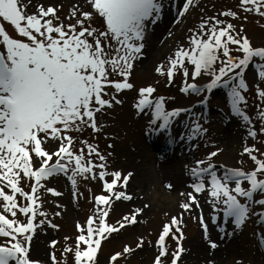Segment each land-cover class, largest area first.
I'll return each instance as SVG.
<instances>
[{
  "label": "snow or ice",
  "instance_id": "6c2138e0",
  "mask_svg": "<svg viewBox=\"0 0 264 264\" xmlns=\"http://www.w3.org/2000/svg\"><path fill=\"white\" fill-rule=\"evenodd\" d=\"M63 6V3L33 0H0L3 21L0 22V237L6 238L0 243V264H42L31 256L36 230L46 225L59 228L42 210V195L45 192L62 195L55 187H47L45 181L49 178L61 174L67 177L74 198L78 193V177L99 178L104 182V192L93 197V215L86 226L77 222L79 234L74 246L63 250L65 256L73 255V264H100L98 253L102 240L135 225L138 215L148 207L135 208L115 223L108 222L114 200L133 198L126 191L133 173L109 172L106 155L97 144L82 136L88 128L99 133L102 125L98 114L122 104L120 93L137 88L130 78L137 60L145 55L150 28L164 15L165 2L73 0L62 18L59 12ZM30 7L35 11L29 12ZM194 7H198V0H183L176 10L175 23H180ZM249 13L264 19V0H239L237 10L229 8L202 17L198 28L189 29L188 46L178 45L167 57L166 65L160 63L155 68L169 86L177 75L182 76L179 90L200 97L196 101L200 113L193 107L168 108V100L175 98L154 95L157 88L153 84L138 88L134 108L138 115L151 114L148 123L151 134L167 135L171 146L206 133L207 128L200 120L207 115L214 91L221 88L226 92L231 113L246 122L250 126L248 136L257 139L258 131L246 111L250 86L245 75L250 66L257 74L259 82L254 83L255 99L259 101L257 117L264 125L261 83L264 82V46H253L243 24L237 26L228 19L247 20ZM4 22L12 26L14 35ZM168 34L171 36L172 32ZM202 76L208 78L206 82H197ZM182 114L188 118L184 125L187 131L177 137L172 134V127ZM259 134H264V126L259 128ZM220 151L217 148L209 152L207 159L196 160L190 169L194 180L190 185L192 191L180 193L186 196L180 204L183 211L164 224L155 241L159 251L153 264H168L169 258L170 264H178L185 251L180 244L184 238L183 217L193 208L200 210L199 221L207 238L209 226L199 194H207L213 211L212 223L226 236L233 234L227 231L229 222L234 229H240L251 215H256L264 223V178H261L264 149L255 143L243 148L255 165L249 171L217 166L213 158ZM109 176L111 179H107ZM24 182L29 184L30 191L22 186ZM167 187L171 189L172 185ZM18 214L25 219L20 220ZM170 234L177 241L176 249L171 252L166 243ZM69 239L65 237V241ZM145 243L143 236L138 237L136 248H142ZM147 243L151 245L152 241ZM261 243L264 244V234ZM56 244V240L50 241V247ZM209 244L212 249L218 247L214 241ZM134 251L125 245L110 257L109 264H116L118 258ZM50 259L52 264H59L55 252L50 254Z\"/></svg>",
  "mask_w": 264,
  "mask_h": 264
},
{
  "label": "rangeland",
  "instance_id": "374dc122",
  "mask_svg": "<svg viewBox=\"0 0 264 264\" xmlns=\"http://www.w3.org/2000/svg\"><path fill=\"white\" fill-rule=\"evenodd\" d=\"M34 3H63V8L59 12V15L63 18L68 13V9L73 2V0H61V1H46V0H33ZM166 2V7L164 11L163 18L167 19L169 15V6L172 5L171 2L164 0ZM239 5V0H198V7L190 8L189 12L186 13L185 17L182 18L179 30V34L173 36L171 45L168 46V51L166 52L165 57L162 59H155L147 72H140V67L144 63V60L141 62H136L134 71L131 76V81L137 86L136 89L126 90L120 93V98L123 100L122 104H116L111 109H106L105 112L98 114V122L102 125V129L99 133H92L90 128L86 129L82 138H86L91 143H95L99 146V149L107 157L108 170L111 171H121L126 174L131 172L130 167L127 166V160L123 152H121V145H126L127 150L131 153H135V143L136 141H141L148 138L149 134H144L140 126V121L144 118H151V114L146 112L144 114L137 115L136 109L134 108V103L137 99V90L139 87L147 86L153 84L157 88V92L154 95H164L165 97H174L175 99H169L167 107H187L191 106L193 103L200 98L197 97H180L181 95L177 94V87L182 81L178 78L182 76L177 75L176 81L177 84L168 85L166 78L160 76L156 73L155 68L158 64L167 63V57L172 55L174 50L178 45L188 46V37L191 35L189 29H196L199 26L202 17H210L217 15L219 12L226 9L237 10ZM168 9V10H167ZM29 12L35 11V8L30 7ZM243 15V13H241ZM248 19H231L232 23L237 26L243 24L246 35L250 38L253 46H264V19H261L253 13H249ZM173 20H176V14L173 15ZM160 21L159 25H155L153 30L156 32L160 27L163 26V21ZM173 20L172 26L173 25ZM175 22V21H174ZM7 30L10 34H15L12 26L8 25L5 22ZM165 30V29H164ZM160 31L162 39L160 42L164 41L167 33ZM159 35V36H160ZM151 36V35H150ZM149 36V37H150ZM158 38L156 39H159ZM253 68H250L246 71L245 79L249 83V92L248 96V105L246 111L252 118V126H254L258 131V137L255 140V144L264 149V134H259V128L262 125V122L258 119L256 105L259 103L255 99V87L254 83L259 82L257 79L250 76ZM158 81V83H157ZM203 83V81L201 82ZM264 86V82H261ZM225 99L222 95V91L215 90L213 93V99L211 104L208 106V118L213 119V126L207 125V132L204 135L194 139L192 143V148L189 153V157L192 160L196 161L198 159H207L209 152L216 150L217 148L221 149L216 157L213 158V162L220 163L228 167H240L245 169L252 168L254 163L247 158V154L243 153V148L245 146H250L254 142L248 136V125L246 122H243L242 125L239 123L241 120L236 119L231 116L228 111ZM194 108V107H193ZM200 113V111H195ZM227 117V119H225ZM207 118V119H208ZM201 119H205L202 117ZM206 123V121H205ZM231 124H235L236 128H239L242 131V136L236 146L235 155H229L228 149L221 146L224 142L225 136L222 135L221 131L225 126L232 128ZM213 128V130H212ZM225 131V130H224ZM76 135V133H74ZM124 139H130L133 144L127 146L126 142H123ZM111 144L112 147H108ZM80 145H77L79 148ZM182 150V149H181ZM180 150V151H181ZM146 154L151 155L153 158L157 157V152L153 150L151 145H146L145 149ZM112 153V155H108ZM264 178V177H261ZM111 179V177H107ZM130 180L127 184L126 191L132 195L133 192H136L134 188L130 185ZM101 180L99 178L93 180L91 177L88 179H82L78 177V193L77 196L73 197V188L71 182L64 175L55 176L49 178L45 181L47 187H55L57 191L62 193L60 196H54L50 193H43L42 199L44 200L43 209L48 213V219L52 220L53 223L59 225L58 229H53L51 226L38 227L34 235L32 245H31V256L34 259L40 260L42 264H52L50 259V254L55 252L57 261L59 264H73V255L68 253L66 256L64 254V248L73 245L75 243V237L79 234L77 229V222L81 225L86 226V221L89 216H92L95 211V201L93 197L104 192L103 186H101ZM24 187L29 186L27 182H24ZM30 190V187H29ZM122 190V189H118ZM43 192V190H41ZM192 191V188H191ZM106 194V193H105ZM198 198L200 204H202L203 215L205 221L208 223L209 230L207 238H205L204 230L199 221L200 210L192 211L191 213H185L183 217V224L181 225L184 238L180 241L181 246L185 251L181 254V258L178 261V264H197L193 263L189 258L185 256L188 248V243L196 238L203 239L204 247L207 249L210 247L209 241H214L217 243V237L222 240L224 247L233 246L238 253L237 257H234L233 264H237V261H240V264H264V261L256 263L255 261H247V257L253 258L256 252L263 256L264 252H261L256 246V239L261 238V234H264V224L263 227L256 226L257 216L251 215L250 218L246 221L240 229H234V226L228 227L227 231L233 233L232 235L226 236L218 230L216 224L212 223V207L207 202V194H199ZM21 199V198H19ZM59 205V207H58ZM259 207V206H258ZM139 208L135 204H131L128 200H114L112 202L111 209L109 210V216L107 220L109 223H115L120 220L125 214H129ZM177 209L175 212L171 213L170 211H164L159 207L150 206L149 209L143 211L138 215V222L133 226H126L118 233H113L108 239L102 240L101 249L98 253L100 264H109L110 257L116 253L123 250L125 245L130 246L135 249L131 255H127L121 258H118L116 264H153L154 257L158 254V247L155 244L161 229H163L164 224L168 223L172 216H179L183 211L180 208L178 203ZM71 211L70 217L67 216L68 212ZM255 211V209H254ZM56 212H60L61 215H55ZM195 217V218H194ZM19 218V214H18ZM20 220H24L25 217H20ZM39 219V217H38ZM179 235V233H177ZM69 237L68 241H65V237ZM143 236L146 243L140 249L136 248L138 237ZM56 240L57 244L55 247H50V241ZM4 241L3 238H0V243ZM147 241H152V244L149 245ZM38 243L41 247L40 256L32 254V248ZM170 252L176 249L177 241L172 238L167 239L166 241ZM218 245V244H217ZM256 251V252H255ZM215 253V252H214ZM247 256V257H246ZM251 260V259H250ZM168 264H170V258L168 259ZM200 264V263H199Z\"/></svg>",
  "mask_w": 264,
  "mask_h": 264
},
{
  "label": "bare ground",
  "instance_id": "6f19581e",
  "mask_svg": "<svg viewBox=\"0 0 264 264\" xmlns=\"http://www.w3.org/2000/svg\"><path fill=\"white\" fill-rule=\"evenodd\" d=\"M46 1H61V0H46ZM65 1V0H63ZM67 1V0H66ZM182 0H178L173 3L172 11L168 14V19L172 18L174 12L178 8H180ZM166 4V2H165ZM167 21L163 24L162 27L155 33H153L147 41L146 51H145V59L144 63L140 67V72H147L150 68L152 62L159 58L162 59L165 57L166 52L168 51V46L172 43V37L179 34L180 24L177 23L174 27L172 26V22L169 24ZM165 29V30H164ZM160 31H164L163 33H167L164 41L160 42ZM169 32H172V35L169 36ZM160 35V36H159ZM159 39H156L158 38ZM180 120L185 121L184 117H180ZM141 129L146 126V122L140 121ZM175 129V133L177 137L180 133H183L181 126L179 125V120L173 125ZM225 130V131H224ZM222 135L225 136L224 142H222L221 146L226 147L229 151V155H235L236 146L242 136V131L239 128H224L221 131ZM123 142H126L127 146L133 144L130 139H124ZM135 153H131L129 149L127 150L126 145H121L120 150L124 153L127 166L130 167L133 175L131 176L130 185L132 188L136 190V192L132 193V199L129 201L131 204L137 205L139 208H144L145 205L148 207L144 208V211L152 207H159L164 211H170L171 213L175 212L177 209L178 203L181 204L185 201L186 196L180 195V193H187V186L189 180L185 179V174H190V169L193 166H188L190 163L189 156L186 154L179 155L175 159L164 157L163 160L167 162H158L151 155L146 154L145 142L136 141L135 143ZM177 148L188 149L189 146L187 143L180 142L177 144ZM162 158V157H161ZM162 161V160H161ZM188 166V167H187ZM185 176V177H184ZM168 184L172 185L170 189L167 187ZM201 199V198H198ZM202 207V204H201ZM198 209L193 208L192 211H197ZM71 211L68 212L67 216L70 217ZM204 240L201 239H192L188 243V249L186 254L188 253L186 258H189L193 263L197 264H209V261H212L213 264H233L234 257L238 256L236 250L233 246L224 247L223 242L219 240L217 242L218 248L215 250V253L211 251L209 248H205ZM41 247L36 243L32 248V254L36 256H40ZM247 257V256H246ZM247 261H255L259 263L264 261L263 256H260L258 253L254 255L253 258L247 257ZM251 259V260H250Z\"/></svg>",
  "mask_w": 264,
  "mask_h": 264
}]
</instances>
